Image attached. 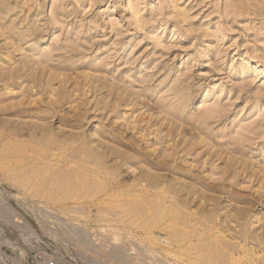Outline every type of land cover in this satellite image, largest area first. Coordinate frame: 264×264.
<instances>
[{"label":"rangeland","instance_id":"1","mask_svg":"<svg viewBox=\"0 0 264 264\" xmlns=\"http://www.w3.org/2000/svg\"><path fill=\"white\" fill-rule=\"evenodd\" d=\"M11 1L17 6L4 24H14L26 33L22 50L12 53L18 63L30 54V58L38 59L39 47H48L51 66L71 67L67 71L73 73L71 76L82 72L90 75V90H85L84 81L74 89L70 80V91L62 102V108L71 110V105H77L85 112L83 129L89 138L95 143L131 139L145 150L155 148L158 154L167 153L165 145L176 144L168 152L175 150L180 167L253 200L249 213L252 210L255 214L250 219L254 227L260 226L256 217L264 221L263 20L235 14L229 0ZM3 43L0 38L2 49ZM2 51L4 55L7 52ZM243 64L250 72L244 77ZM58 85L54 81V87ZM2 86L0 81V122L5 116L16 119L12 113L28 107V103L39 101L44 108L50 98L46 89L35 94L29 86L24 92L15 86L12 94ZM207 88L206 103L215 102L216 113L203 122L199 96ZM183 103L181 113L173 112ZM159 136L164 144L158 143ZM184 142L195 144V149H184ZM213 150L220 154L219 159L212 157ZM228 157L234 159L238 173H221ZM2 171L1 166L0 178ZM252 171L257 175L251 177ZM166 175L170 177L168 172ZM219 200L227 204L224 194ZM9 204L20 213V208ZM232 205L230 202L228 207ZM10 217L5 224L0 223V264H127L141 257L130 245H143L148 239L146 234H105V226L96 234L97 224L91 221L87 223L88 233L78 241L80 234H66L62 228L67 225L51 219L48 225L58 229V234H45L38 221L27 215ZM107 224L112 228V222ZM152 235L155 239L148 244L151 252L157 258L166 257L170 264H226L225 255L217 252L211 260L205 258L209 254L205 248L224 234H208L207 240L195 234H179L174 244L163 242L166 234ZM229 235L244 245L237 251L243 264L252 258L257 264L264 261V234L245 242L242 234ZM122 245H129L128 250Z\"/></svg>","mask_w":264,"mask_h":264},{"label":"bare ground","instance_id":"2","mask_svg":"<svg viewBox=\"0 0 264 264\" xmlns=\"http://www.w3.org/2000/svg\"><path fill=\"white\" fill-rule=\"evenodd\" d=\"M229 2L235 14L260 19L264 23V0ZM16 6L11 0H0V38L5 46L3 49L0 47L2 89L12 93L18 86L24 92L29 86L35 94L46 89L50 98L44 108L39 101L28 103V107L12 113L16 119L5 116L0 122V163L3 169L0 178V223L3 224L9 216L19 219L27 215L38 221L45 234H58V229L48 225L51 219L60 225H67V228L61 227L66 234H80L77 236L78 241L82 234L88 233L87 223L91 221L97 224L96 234L105 226L108 227L105 234L148 235L146 244L130 245L141 257L132 258L127 264H170L166 257L157 258L151 252L148 244L155 239L152 234H166L165 239L162 238L165 244L177 243L179 234H195L204 237L203 240H207L208 234H224L220 241L205 248L209 253L204 255L206 260H211L212 254L217 252L225 255L226 264H243L237 251L244 249V245L232 241L233 236L229 234H242L243 242L256 240L259 234H264L263 219L256 215V221L260 223L258 228L254 227V221L250 219L255 214L252 210L249 213L254 201L235 189L226 191L221 183L203 181L196 174H191L187 167H180L176 163L175 150L168 152L176 144L165 145L167 153L158 154L155 148L145 150L131 139H102L104 141L101 143H95L83 129L85 112H81L77 105H71V110L62 108L64 96L70 91L68 82L72 80L76 89L84 81L83 84L87 85L85 90H90V75L82 72L71 76L73 73L67 72L71 67L51 66V50L48 51V47H39L41 53L38 59L30 58L33 56L30 54L18 63L12 53L22 50L21 43L26 33L14 24H4V19ZM27 7L31 9L29 5ZM134 9L136 13L139 10L136 7ZM31 34L32 31L28 36ZM2 50L7 51L5 55ZM246 64L240 67L243 77L250 74ZM20 77L24 79L17 82ZM56 80L59 85L55 88ZM209 91L210 88H207L199 96L200 109L204 111L203 122L216 113V103H206ZM60 93L63 94L61 98ZM119 99H123V94L119 95ZM185 105L179 104L173 108V112L181 113L180 108ZM24 116L29 119L23 120ZM167 131L171 136V128ZM159 132L161 129L157 134ZM160 139L161 136L158 143L164 144L165 141ZM183 148L192 150L195 144L189 146L184 142ZM211 155L220 158L215 150ZM227 159L220 169L221 173H238L234 168V159ZM256 175L257 171H252L251 177ZM261 180L264 181V175ZM223 194L227 204L219 202ZM230 202L232 207H228ZM9 203L16 209L20 208V213L8 207ZM82 221L85 224L82 225ZM108 222H112V228ZM128 246L122 245L121 248L127 249ZM246 263L258 262L252 258Z\"/></svg>","mask_w":264,"mask_h":264}]
</instances>
